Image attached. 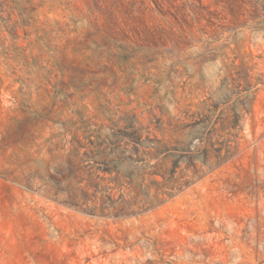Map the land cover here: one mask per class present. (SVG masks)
I'll return each instance as SVG.
<instances>
[{
	"label": "rangeland",
	"instance_id": "rangeland-1",
	"mask_svg": "<svg viewBox=\"0 0 264 264\" xmlns=\"http://www.w3.org/2000/svg\"><path fill=\"white\" fill-rule=\"evenodd\" d=\"M0 264H264V0H0Z\"/></svg>",
	"mask_w": 264,
	"mask_h": 264
},
{
	"label": "trees",
	"instance_id": "trees-1",
	"mask_svg": "<svg viewBox=\"0 0 264 264\" xmlns=\"http://www.w3.org/2000/svg\"><path fill=\"white\" fill-rule=\"evenodd\" d=\"M157 170H158V169H157ZM159 170H162V169H159ZM156 172H159V171H156ZM156 172H155V173H156Z\"/></svg>",
	"mask_w": 264,
	"mask_h": 264
}]
</instances>
